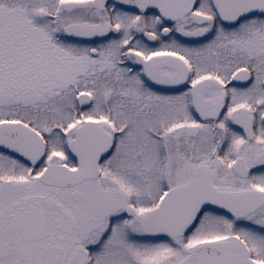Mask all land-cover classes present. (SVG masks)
<instances>
[{"label": "snow or ice", "instance_id": "snow-or-ice-1", "mask_svg": "<svg viewBox=\"0 0 264 264\" xmlns=\"http://www.w3.org/2000/svg\"><path fill=\"white\" fill-rule=\"evenodd\" d=\"M0 264H264V0H0Z\"/></svg>", "mask_w": 264, "mask_h": 264}]
</instances>
